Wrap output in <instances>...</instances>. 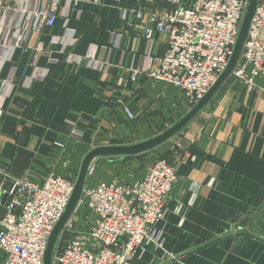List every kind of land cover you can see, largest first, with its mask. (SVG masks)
I'll return each instance as SVG.
<instances>
[{"label":"crops","instance_id":"1","mask_svg":"<svg viewBox=\"0 0 264 264\" xmlns=\"http://www.w3.org/2000/svg\"><path fill=\"white\" fill-rule=\"evenodd\" d=\"M193 1L64 0L53 26L33 30L42 0H2L0 185L69 176V164L96 147L136 143L139 123L163 131L183 118L184 92L147 74L166 37L150 43L147 27L120 17ZM166 150L170 163L187 157L157 226L164 252L150 248L132 264H264V73L250 90L230 76ZM5 213L0 206V220Z\"/></svg>","mask_w":264,"mask_h":264},{"label":"built area","instance_id":"2","mask_svg":"<svg viewBox=\"0 0 264 264\" xmlns=\"http://www.w3.org/2000/svg\"><path fill=\"white\" fill-rule=\"evenodd\" d=\"M42 2L44 8L34 13L33 30L42 24L53 26L64 0ZM247 6L248 0H194L190 6L173 10L126 8L120 18L130 17L147 27L144 38L150 43L154 34L166 37L164 52L153 59L147 74L184 92L191 109L226 69ZM262 73L264 0H258L230 76L250 90ZM131 81H136V74ZM186 157L177 155L172 163L157 160L130 186L118 181L85 184L58 237L53 264H132L150 248L164 252L163 234L157 226L165 218L177 167ZM93 167L91 163L88 176ZM8 183V187L0 185V206L6 210L0 220L3 264H43L47 241L68 205L75 181L50 173L41 183L27 179Z\"/></svg>","mask_w":264,"mask_h":264},{"label":"water","instance_id":"3","mask_svg":"<svg viewBox=\"0 0 264 264\" xmlns=\"http://www.w3.org/2000/svg\"><path fill=\"white\" fill-rule=\"evenodd\" d=\"M258 0H248V6L244 14L243 20L240 25L238 37L233 49V53L229 59L226 69L220 75L216 83L206 93V95L194 106L189 112L181 118L178 122L167 128L159 135L133 144L128 145H116V146H104L96 147L90 150L83 158L77 178L74 183V188L68 205L58 223L55 225L48 241L46 250L44 252L43 264H53V252L57 243L58 237L62 232L65 223L70 218L72 213L75 211L77 204L80 200L82 190L86 184L88 177V170L96 159L107 158V157H138L144 158L147 153L156 149L165 142L170 141L173 137L179 134L191 121L192 119L212 100L213 96L218 92L223 83L230 77L232 70L234 69L237 60L240 56L243 43L246 39L250 21L256 9ZM26 134L23 132L20 136V143L24 144Z\"/></svg>","mask_w":264,"mask_h":264},{"label":"rangeland","instance_id":"4","mask_svg":"<svg viewBox=\"0 0 264 264\" xmlns=\"http://www.w3.org/2000/svg\"><path fill=\"white\" fill-rule=\"evenodd\" d=\"M143 127L142 125L138 126V134L134 132V130L130 133L133 137L132 140H140L138 142L153 138L163 131H157V130H145L141 129ZM149 129V128H148ZM127 133H129L126 130ZM137 143V142H136ZM163 149H154L149 155L146 157V160H137V159H131V160H120L119 162L115 163L110 161L105 162H98V171L96 173V179L98 180H107V181H118L119 179H124L125 181H131L137 177L140 176L143 169H145L149 165V161L151 162L152 159L155 157H158L163 154ZM113 158V157H108ZM100 159V158H99ZM106 159V158H103ZM98 159L95 160L97 162ZM94 162V163H95ZM97 164V163H96ZM81 163H79L80 168ZM94 165V164H93ZM95 166L93 167L94 171ZM92 171V173H93ZM79 172V171H78ZM94 177V179H95ZM79 223H82V219L80 218Z\"/></svg>","mask_w":264,"mask_h":264},{"label":"trees","instance_id":"5","mask_svg":"<svg viewBox=\"0 0 264 264\" xmlns=\"http://www.w3.org/2000/svg\"><path fill=\"white\" fill-rule=\"evenodd\" d=\"M140 124H143V123H139V125ZM139 125H137V130H136V133L138 134V126ZM154 125H158V123H155ZM170 125H173V124H170ZM159 126V125H158ZM128 128H135L136 127V125H134L133 123H131V126L130 125H128L127 126ZM138 141H140V140H137L136 142H138ZM167 145H168V142H165V143H163L162 145H160L159 147H157L156 149H163L164 148V150H163V154L162 155H160V156H158V157H155L154 159H152V161L150 162L149 161V165L145 168V169H143V171H142V173L140 174V176L139 177H137V178H135V179H133V180H131V181H125L124 179H119L118 180V182L119 183H121V184H123V185H126V186H130V185H132V184H134L135 182H137V181H139L143 176H144V174H145V172H146V170L151 166V165H153L154 164V162H156L157 160H166V161H168L169 163L172 161V159L174 158V153H173V155L171 154V153H169L167 150H166V148H167ZM74 147V148H73ZM72 148L74 149V151H75V153H78V154H85V153H87V151H88V149L86 148V147H84V146H79V145H75V146H72ZM153 151V150H152ZM151 152V151H150ZM149 152V153H150ZM149 154L147 153L146 154V156L144 157V158H138V157H113V158H106V159H103V158H100V159H98L97 160V162H95L94 163V166H95V168H94V171H93V173H91L88 177H87V180H86V185L87 186H93V185H96V184H98L99 182H111V181H107V180H98V179H96V173H97V171H98V162H105V161H110V163H112V162H115V163H117V162H119L120 160H126V159H128V160H131V159H137V160H146V157L148 156ZM79 163H81V159H79L78 161H76L75 159L69 164V167H68V169H69V176L68 175H62L63 177H68L70 180H72V181H75L76 180V178H77V175H78V171H79ZM97 163V164H96ZM68 169H67V171H68ZM94 177H95V179H94Z\"/></svg>","mask_w":264,"mask_h":264}]
</instances>
